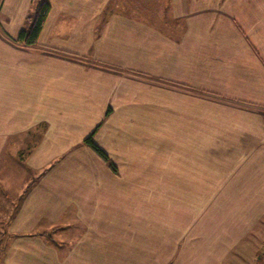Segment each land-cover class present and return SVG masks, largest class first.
<instances>
[{"label":"crops","instance_id":"1","mask_svg":"<svg viewBox=\"0 0 264 264\" xmlns=\"http://www.w3.org/2000/svg\"><path fill=\"white\" fill-rule=\"evenodd\" d=\"M46 1L0 0V264H264V0Z\"/></svg>","mask_w":264,"mask_h":264},{"label":"trees","instance_id":"2","mask_svg":"<svg viewBox=\"0 0 264 264\" xmlns=\"http://www.w3.org/2000/svg\"><path fill=\"white\" fill-rule=\"evenodd\" d=\"M49 10L50 4L46 0H32V9L27 17L28 26L18 33L17 41L27 46L35 45ZM92 135L93 132L86 136L83 139V144L87 146L112 171H115V165L111 162L106 153L93 141Z\"/></svg>","mask_w":264,"mask_h":264},{"label":"rangeland","instance_id":"3","mask_svg":"<svg viewBox=\"0 0 264 264\" xmlns=\"http://www.w3.org/2000/svg\"><path fill=\"white\" fill-rule=\"evenodd\" d=\"M111 8H113L114 9V6H111ZM28 146V145H27ZM21 157V155L20 156H14V157H10V162H12V163H18V160H19V158ZM23 158V157H22ZM9 194H11L12 192H8ZM15 195H12V196H10V198H11V200H12V204H11V206H15L16 204H17V199L14 197ZM2 207V206H1ZM8 212L6 213V214H3L2 215V217H0V225L2 224V225H4L5 224V222H6V218H8ZM2 220V221H1ZM1 227V226H0Z\"/></svg>","mask_w":264,"mask_h":264}]
</instances>
